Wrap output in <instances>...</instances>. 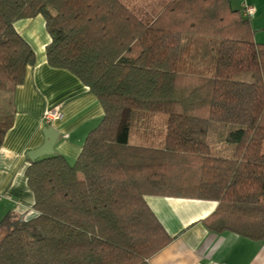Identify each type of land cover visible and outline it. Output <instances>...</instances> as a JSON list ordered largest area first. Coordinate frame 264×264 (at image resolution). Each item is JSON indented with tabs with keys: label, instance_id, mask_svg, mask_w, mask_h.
<instances>
[{
	"label": "trees",
	"instance_id": "trees-1",
	"mask_svg": "<svg viewBox=\"0 0 264 264\" xmlns=\"http://www.w3.org/2000/svg\"><path fill=\"white\" fill-rule=\"evenodd\" d=\"M241 10L164 0L142 18L125 0H0V91L35 62L14 23L41 14L48 64L104 112L73 162L30 161L36 213L0 220V264H149L172 237L148 195L215 200L208 229L264 240V43Z\"/></svg>",
	"mask_w": 264,
	"mask_h": 264
},
{
	"label": "crops",
	"instance_id": "crops-1",
	"mask_svg": "<svg viewBox=\"0 0 264 264\" xmlns=\"http://www.w3.org/2000/svg\"><path fill=\"white\" fill-rule=\"evenodd\" d=\"M244 3L254 8L249 17L252 26L264 29V13L260 12L264 0H243L239 9ZM14 26L33 49L35 62L27 66L23 83L12 92L0 91V121L8 125L0 146V220L7 213L25 217L36 213L25 175L30 164L26 153L43 143L42 129L52 126L60 133L54 150L73 162L104 114L96 96L74 74L48 64L45 47L50 36L41 14L18 19ZM261 35L254 31L255 42L264 43V33ZM51 108L60 109L61 116L45 124L42 115ZM143 134H132L129 141L146 143ZM153 134L150 141L155 143ZM145 199L172 237L147 259L149 264H264V240L232 231L215 232L205 225L217 201L163 195H148Z\"/></svg>",
	"mask_w": 264,
	"mask_h": 264
},
{
	"label": "rangeland",
	"instance_id": "rangeland-1",
	"mask_svg": "<svg viewBox=\"0 0 264 264\" xmlns=\"http://www.w3.org/2000/svg\"><path fill=\"white\" fill-rule=\"evenodd\" d=\"M127 2V4L132 7L133 9H135L138 13V15L142 18L146 17V14H149L150 16L153 15V11H156L157 9H159L160 4L164 1V0H125ZM243 0H230L232 7L239 9L240 5L242 3ZM262 13H264V5H262L261 11ZM251 23V28L253 31L256 32V35L258 34V36H262L261 33H264V29H256V27H254V25L252 26V22Z\"/></svg>",
	"mask_w": 264,
	"mask_h": 264
},
{
	"label": "water",
	"instance_id": "water-1",
	"mask_svg": "<svg viewBox=\"0 0 264 264\" xmlns=\"http://www.w3.org/2000/svg\"><path fill=\"white\" fill-rule=\"evenodd\" d=\"M42 132L44 134L43 143L36 149L27 151L26 153L30 161L55 153L54 145L58 141L60 133H58L52 126H45L42 129Z\"/></svg>",
	"mask_w": 264,
	"mask_h": 264
},
{
	"label": "built area",
	"instance_id": "built-area-1",
	"mask_svg": "<svg viewBox=\"0 0 264 264\" xmlns=\"http://www.w3.org/2000/svg\"><path fill=\"white\" fill-rule=\"evenodd\" d=\"M242 15L245 17H251L254 13V8L249 5L244 3L242 6ZM61 116V111L58 108H51V109H47L43 115H42V120L45 124H49L51 123L53 120L59 118Z\"/></svg>",
	"mask_w": 264,
	"mask_h": 264
}]
</instances>
